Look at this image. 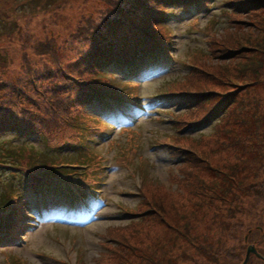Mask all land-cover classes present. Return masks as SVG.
I'll return each instance as SVG.
<instances>
[{"label":"rangeland","instance_id":"374dc122","mask_svg":"<svg viewBox=\"0 0 264 264\" xmlns=\"http://www.w3.org/2000/svg\"><path fill=\"white\" fill-rule=\"evenodd\" d=\"M241 3L243 8L235 12ZM105 9L102 0H0V81L27 85L43 77L38 81H45L41 92L54 86L58 79L51 71L59 77L60 68H78L85 41L77 38L78 28L88 18L97 22ZM169 13L163 30L170 55L148 62L139 83L127 82L131 74L121 71L106 83L126 96H137L136 102H122L114 110H102L97 103L85 110L88 114L74 112L75 123L51 135L52 141L39 136L0 138V151L16 154L22 147L36 156L46 151L84 164L66 172L87 170V175H97L90 184L96 192L84 190L81 199L44 187L37 200L33 187L22 188L27 199L20 216L22 210L29 213L8 237L1 233L9 220L1 217L0 264H242L247 246H258L257 232L248 242L244 237L264 225V196L243 197L241 187L228 192L229 183L223 181L232 183L236 175L242 186L264 184V173L258 177V164L252 162V158L263 161L264 171V154L259 151L264 143L248 137L250 113L257 111L255 116L264 118V90L258 88L256 73L258 43L264 45V0H212L207 9ZM53 44L56 51L47 53ZM228 49L231 56L221 59ZM261 72L264 76L263 68ZM173 80H180L170 85L173 92L189 84V90L233 98L237 103L230 108L229 125L219 117L213 128L197 130L206 123L191 124L208 110L194 119L181 109L166 111L161 104L167 89L162 85ZM30 90L27 93L36 94ZM45 96L42 109L51 107L52 94ZM192 147L201 149L206 159L190 158L186 152ZM183 157L202 169L189 188L178 181L188 170L180 163ZM243 159L246 163L240 162ZM12 180L9 171L0 169V196L18 190L19 180ZM198 182L208 183L209 189L202 191L198 185L196 190ZM15 209L11 202L1 211ZM229 209L234 217L228 218ZM214 212L219 221L212 223ZM219 222L237 225L236 239L229 238L227 227ZM218 225L220 230H213ZM206 248L217 262L203 253ZM250 264H258V259L252 256Z\"/></svg>","mask_w":264,"mask_h":264},{"label":"trees","instance_id":"16d2710c","mask_svg":"<svg viewBox=\"0 0 264 264\" xmlns=\"http://www.w3.org/2000/svg\"><path fill=\"white\" fill-rule=\"evenodd\" d=\"M102 2L106 6L105 11L102 12L105 13V16L100 17L97 22L94 18H88L86 23L78 28V33L80 34L77 38H79V41L81 39L85 41H82V48L78 53L77 69L60 68L57 71V74L60 75L59 77L51 71L53 77L58 80L54 86L42 92L45 81H38L43 80V77L35 78L27 85L21 83L20 80L17 82L0 81V138L7 135H16L24 138L39 136L45 140L52 141L50 140L51 135L58 131H64L65 125L71 126L75 123L71 120L74 112L76 114L80 113V111H85L97 103L102 110L106 108L114 110L118 109L117 105L121 108L120 103L122 100H137V96H126L118 89L112 87L113 85L110 86L106 83H111L114 79L115 71L131 74L126 78V81L138 83L141 78L139 76L143 74L142 72H147L144 66L148 62H156L163 59L164 56L168 55L167 51L171 49L170 42L165 40L166 37L163 30L166 28V19L170 16L169 12L178 9L185 11H190L192 8H197L198 10L207 9L210 7L212 0H102ZM238 5L234 8L235 12L236 9L241 10V5L243 8V3ZM230 6H233V3ZM251 9L249 8L248 10ZM54 51L56 49L53 44L46 52L54 53ZM230 51L228 49L222 55L220 54L221 59L224 60L230 57ZM259 52H264L263 43H258L259 59L256 73L258 75V88L264 90V76H262L261 72V68L264 69V54L260 57ZM178 82L180 80L167 81L162 85L163 89H167L162 91L166 97L161 104L166 111L181 109L179 110L181 113H187L188 118L194 119L197 116L199 118L202 111L208 110L207 114L202 119L200 118L201 120L191 124L194 125L193 127H197L206 123V125L197 130L206 129L207 127L213 128L219 117H222L221 121L224 124H226L225 121L227 120V125H229L230 108L234 103H237L233 98H228L226 93L189 90L186 87L189 84L186 86L181 85L180 88L183 89L178 92L168 90L171 84ZM259 85L263 87H259ZM28 88H31V93L36 94L27 93ZM45 92L52 94L50 102L52 111H50L51 107L48 106L41 108L40 102L42 103L46 99ZM127 92L131 93L133 91L127 90ZM116 94L119 96H116ZM257 96L256 110L259 111ZM241 101L243 102V99ZM226 110L228 111L226 112ZM86 113L88 114V112ZM257 114V111L250 113L253 122L248 137L252 140L258 139V141L264 143V118H259L261 119L260 122L255 116ZM95 119L97 118L95 117ZM98 119L102 122V119ZM58 120H62L61 125ZM68 125L66 128H68ZM76 129L79 130L80 125L76 126ZM82 129L85 130L84 126ZM197 130L195 129L194 131ZM82 133L80 137H83ZM192 148L186 152V154H190V158H194L197 161L206 159L204 157L205 153L201 149ZM26 150L29 151L28 155H24ZM6 151H0V169L9 171L15 181L19 180L20 185L14 182L13 185L15 184L18 190L12 194L6 191L3 196H0V219L5 214V219L9 220V227L6 228L4 233H1L4 237L13 236L12 231L14 227L18 226L17 222L20 221L21 217L25 218L24 213H29L22 210L21 215L23 216H20V209H23L24 205L23 201L25 198L27 199L22 192V188L33 187L38 193L37 200L40 199V192L44 190V187L66 192V195L73 200H75L74 198L81 199L82 191L84 190H89L91 193L96 192L95 188L90 187V184L96 181L97 175H87V170L79 174L66 172L74 166L78 169L83 168L84 164L80 162L63 160L62 157L53 156V154L49 155L46 151L36 156V154H32L30 149L22 147L17 150L16 154ZM259 151L260 155L264 154V146ZM47 155L50 156L49 159L45 158ZM2 157L6 159V162H3ZM184 159L185 157L180 163L182 167H187L188 170L184 178H178V181L186 188L191 186L192 179L194 178L195 180L198 174L202 172V169L196 167L191 160L188 161V158H186V161ZM261 159H263L262 156ZM254 161L258 164V177H260L259 173H264L261 167L263 161L258 162V158H252V162ZM240 162L246 163L244 159ZM192 165L194 166L192 167ZM243 177L248 179L245 176ZM231 179L232 183L228 180L223 181V183H229L228 192L241 187L242 189L239 190L243 197L245 194V196L255 195L258 198H263L264 184L262 182L258 184L249 182L246 186H242V179L237 181L236 175H233ZM198 185H200L202 191L209 189L208 183L198 182L196 190ZM16 188L12 190H16ZM11 195H14V197ZM238 198V196H235V201H238ZM11 202L16 205V209L10 213L2 212L1 210L7 205L9 207ZM228 214V218L234 217L232 209H229ZM217 218L218 213L214 212L212 223ZM219 223L220 226L227 227L228 232L225 233L229 238L236 239L238 236L237 225L225 222ZM212 228L213 230L217 228L218 231L220 230L219 225ZM255 230H250L245 235L244 242H248L249 237L253 233H258V228ZM250 245H254L258 249L257 245ZM208 249L206 248L203 253L209 260L217 262L218 260L211 256ZM233 257L235 256L233 255Z\"/></svg>","mask_w":264,"mask_h":264},{"label":"flooded vegetation","instance_id":"af4514ba","mask_svg":"<svg viewBox=\"0 0 264 264\" xmlns=\"http://www.w3.org/2000/svg\"><path fill=\"white\" fill-rule=\"evenodd\" d=\"M264 205V204H263ZM264 211V206H261ZM264 212H262V217ZM258 264H264V225H258Z\"/></svg>","mask_w":264,"mask_h":264},{"label":"water","instance_id":"95a60500","mask_svg":"<svg viewBox=\"0 0 264 264\" xmlns=\"http://www.w3.org/2000/svg\"><path fill=\"white\" fill-rule=\"evenodd\" d=\"M252 255L258 258V250L254 245H249L242 264H248Z\"/></svg>","mask_w":264,"mask_h":264}]
</instances>
